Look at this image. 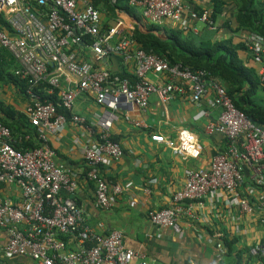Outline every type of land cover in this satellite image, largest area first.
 Masks as SVG:
<instances>
[{
    "label": "built area",
    "instance_id": "obj_1",
    "mask_svg": "<svg viewBox=\"0 0 264 264\" xmlns=\"http://www.w3.org/2000/svg\"><path fill=\"white\" fill-rule=\"evenodd\" d=\"M93 1L0 0V48L18 63L14 76L26 82L24 115L38 144L29 150L17 149L11 144L10 130L0 122V185H16L22 196L20 203L0 197V229L6 234L0 257H25L34 264H155L145 254L125 248L121 232L106 231L102 222L95 226L88 223L83 208L76 203V178L56 163L50 144V137L67 125L82 130L87 138L84 177L93 184L95 207L106 212L112 198L122 193L120 184H109L101 175V166L117 161L121 154L110 122L121 106L144 110L151 94L162 102L187 95L202 107L197 117L204 116L205 109L218 110V116L203 130L208 136H221L225 149L212 158L208 168L188 170L170 205L148 211L149 222L181 233L180 220L190 214L192 204L222 191L232 197L230 204L240 213L261 212L264 226V200L254 202L239 192L244 166L250 170L251 184H262L264 127L237 110L223 87L205 71L169 65L138 48L122 20L109 19L103 31ZM116 1L110 0L112 4ZM127 3L181 29L194 21H208L210 13L205 10L197 17L183 0ZM85 38L89 42H84ZM244 45L259 62L264 40L250 35ZM112 54L133 67L134 83L96 66ZM150 73L163 75L166 81L152 84ZM257 76L264 85V68ZM81 94L92 95L97 105L107 104L110 110L95 122H87L73 111ZM50 96L54 101L48 99ZM134 125L140 127L141 123ZM150 140L165 145L183 160H197L203 151L196 136L186 129L179 130L174 140L160 134L151 135ZM217 251L222 255L223 246L218 244ZM252 253L264 257L262 248H254ZM259 259L258 264H264Z\"/></svg>",
    "mask_w": 264,
    "mask_h": 264
},
{
    "label": "crops",
    "instance_id": "obj_2",
    "mask_svg": "<svg viewBox=\"0 0 264 264\" xmlns=\"http://www.w3.org/2000/svg\"><path fill=\"white\" fill-rule=\"evenodd\" d=\"M183 1L190 11L197 6L205 9L209 6L208 0ZM226 1L230 3V0ZM97 8L103 26L109 19L122 20L129 35L138 29L165 39L169 27H175L168 21L152 16L146 9L127 2L120 3L112 12L101 4ZM234 11L235 8L228 4L215 26L208 30L203 23L197 25V21L191 22L189 33L201 36L203 33L210 35L213 31L212 40L215 42L229 39L232 45L244 43L250 34H231L227 29H220L226 20H232ZM154 23L159 24L161 29L153 28L151 24ZM236 57L243 67L253 70L255 74L264 68V52L259 62L246 50H237ZM96 66L118 76L125 75L126 79L134 77L133 67L122 64L117 54L108 56ZM148 79L157 85L166 81L163 75L154 73H150ZM7 97L0 101L11 106L13 112L24 115V97L12 86L8 88ZM253 100L256 103L264 102V85L256 87ZM201 108L187 95L162 102L151 94L144 110L121 106L114 113L110 131L121 147V154L117 161H106L101 166V175L109 184H120L122 193L112 198V206L106 212L95 207L93 184L84 177L86 165L83 156L87 138L78 126L67 125L50 137L55 161L76 178V201L83 208L88 223L95 226L102 222L106 231L121 232L125 248L145 254L155 264H258L259 258L264 262V257L252 253L254 248L264 249L262 213H240L230 204L232 197L225 192H212L200 202L192 204L190 214L180 220L181 233L169 228H157L148 220V211L170 205L172 194L182 187L188 170L208 168L212 158L225 149L221 136H208L203 130L208 121L218 116V110L205 109V115L197 117ZM109 110L107 104L97 105L90 94H81L74 101V113L89 123L95 122ZM135 122H140L141 126H135ZM181 129L189 130L199 140L203 150L199 159L183 160L174 156L165 145L150 140L153 134L174 140ZM243 174L244 180L239 189L241 195L254 202L264 200V168L262 184L258 186L251 184L248 167H243ZM0 197L12 203L22 200L21 190L16 185H0ZM5 241L6 234L0 229V247ZM218 244L225 247L222 255L217 251ZM69 246L72 248V244ZM0 264L32 263L24 257L1 256Z\"/></svg>",
    "mask_w": 264,
    "mask_h": 264
},
{
    "label": "trees",
    "instance_id": "obj_3",
    "mask_svg": "<svg viewBox=\"0 0 264 264\" xmlns=\"http://www.w3.org/2000/svg\"><path fill=\"white\" fill-rule=\"evenodd\" d=\"M127 1L117 0L112 4L110 0H94L93 5L97 8L101 4L107 11L112 12L113 8ZM208 3L206 9L200 6L194 8L197 17H200L205 10L210 12L208 21L203 22L206 30L215 26L229 4L235 8L232 20H226L220 29H227L231 34L246 32L264 40V2L261 0H230V3L226 0H208ZM106 27L103 26L102 30L104 31ZM190 30V25L186 29L170 26L167 30V38L162 39L151 32L144 33L135 29L130 36L138 48L157 55L169 65L180 64L191 70L205 71L211 79L223 87L237 110L241 111L250 122L264 127V102L256 103L253 100L256 87L260 85L259 78L253 70L243 67L236 57L237 50H245L244 43L232 45L229 39L215 42L212 40L213 31L210 35L203 33L201 36H194L189 33ZM188 33L190 35H187ZM84 42H89V38H85ZM18 67L10 52L0 48V86L7 88L12 86L26 100L24 95L26 82L14 76V71ZM119 77L126 78L125 75ZM128 80L134 83L135 78ZM48 99L54 101L55 98L50 96ZM57 110L63 112L60 107H57ZM0 122L10 130L11 144L17 149L29 150L38 146L33 129L28 125L25 115L13 112L12 107L2 101H0ZM26 259L34 264L29 258Z\"/></svg>",
    "mask_w": 264,
    "mask_h": 264
},
{
    "label": "rangeland",
    "instance_id": "obj_4",
    "mask_svg": "<svg viewBox=\"0 0 264 264\" xmlns=\"http://www.w3.org/2000/svg\"><path fill=\"white\" fill-rule=\"evenodd\" d=\"M132 10V9H131ZM134 11V10H132ZM137 18L140 19V16L137 15ZM203 22H200V21H197V25H201ZM153 28L157 29V30H160L161 29V26L157 23H154V24H151ZM8 96V88L7 86H0V99L1 100H5Z\"/></svg>",
    "mask_w": 264,
    "mask_h": 264
}]
</instances>
